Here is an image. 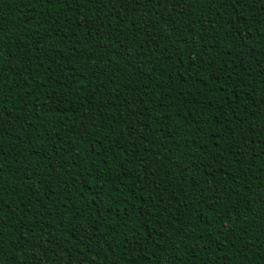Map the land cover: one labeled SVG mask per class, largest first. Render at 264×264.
<instances>
[{
    "label": "trees",
    "instance_id": "16d2710c",
    "mask_svg": "<svg viewBox=\"0 0 264 264\" xmlns=\"http://www.w3.org/2000/svg\"><path fill=\"white\" fill-rule=\"evenodd\" d=\"M0 264H264V0H0Z\"/></svg>",
    "mask_w": 264,
    "mask_h": 264
}]
</instances>
